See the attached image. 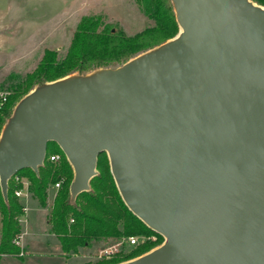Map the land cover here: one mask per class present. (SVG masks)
I'll use <instances>...</instances> for the list:
<instances>
[{"label": "water", "instance_id": "obj_1", "mask_svg": "<svg viewBox=\"0 0 264 264\" xmlns=\"http://www.w3.org/2000/svg\"><path fill=\"white\" fill-rule=\"evenodd\" d=\"M172 2L173 37L18 101L0 135L3 195L56 141L75 200L107 152L126 204L164 236L116 264H264V5Z\"/></svg>", "mask_w": 264, "mask_h": 264}, {"label": "trees", "instance_id": "obj_2", "mask_svg": "<svg viewBox=\"0 0 264 264\" xmlns=\"http://www.w3.org/2000/svg\"><path fill=\"white\" fill-rule=\"evenodd\" d=\"M149 24L143 29L128 33L118 23L108 20L104 14H85L78 21L68 45L61 55L59 49L45 48L36 68L25 76H11L6 87L12 90L5 109L3 122L12 114L17 102L36 85L70 73H87L97 67H116L131 57L154 47L176 35L180 26L172 0H136ZM264 5V0H255ZM59 153L60 159L50 155ZM98 173L91 179V188L72 200L70 184L74 169L65 152L56 141H50L45 162L36 172L25 167L9 179L8 198L0 185V256L20 255V246L14 242L22 229L24 215L23 197L16 189L24 186L16 181L20 176L29 181L33 198L48 206L49 189L61 181L53 203L47 212L49 230L60 239L62 249L76 253L82 247L104 245L112 238L134 234H157L158 241H151L123 256L86 260L83 264H116L139 256L164 240V236L149 227L124 201L111 172L107 152L98 158ZM71 218H74L71 221Z\"/></svg>", "mask_w": 264, "mask_h": 264}, {"label": "rangeland", "instance_id": "obj_3", "mask_svg": "<svg viewBox=\"0 0 264 264\" xmlns=\"http://www.w3.org/2000/svg\"><path fill=\"white\" fill-rule=\"evenodd\" d=\"M85 14H104L108 20L118 23L128 33H135L149 24L148 18L143 14L136 0H0V87L6 88L12 82L11 76L13 78L15 75L25 76L27 72L33 71L45 48L59 49L61 55H64L78 21ZM9 90L12 93V90ZM56 193L57 190L52 184L49 189L48 206L45 208L37 199L31 197L32 195L23 199V202L25 205L31 206L32 204L43 208L40 210V218L44 222ZM22 217L21 234L24 235L25 223H23L24 216ZM134 235L142 239L143 235L153 234ZM155 235L156 239L151 238L135 245H125L122 253L112 257L127 255L152 240L158 241L159 238L157 234ZM33 238L36 239L31 240V245L27 246V250L36 249L41 252L56 250L53 246H48L49 244L43 241V237ZM118 239L120 238H112L105 244ZM21 240L22 244H16L20 246V252L23 251V253L19 252L20 255H23L25 252L23 236ZM82 249L86 253L84 257L77 256L75 253H71L74 254L71 258H66L61 254L38 253L26 255L24 260L18 257H8L3 260V263L81 264L84 259L97 260L100 258L97 255V245L80 248L78 252Z\"/></svg>", "mask_w": 264, "mask_h": 264}, {"label": "crops", "instance_id": "obj_4", "mask_svg": "<svg viewBox=\"0 0 264 264\" xmlns=\"http://www.w3.org/2000/svg\"><path fill=\"white\" fill-rule=\"evenodd\" d=\"M30 196H31V193L29 191L28 198ZM27 206H28V208L25 212L24 220H23V223H25L24 224V230L25 231H24V235H23V246H24L25 252L23 255H11V254L1 255L0 256V264H4L3 260L5 258H8V257H12V258L18 257V258H21L24 260V257L26 255H29V254L34 255V254H38V253H46L49 255L61 254L62 256H65L66 258L74 257V254L73 255L67 254L62 249L60 239L58 238V236H56V234H54L53 232H51L49 230V224L47 222V218L45 219L44 222L40 218V210L43 208H41L37 205H32V204H31V206H29V205H27ZM0 227H1V219H0ZM35 236L43 237L44 238L43 241H46V243L49 244L48 246H53L56 250L48 251V252H43V251L41 252V251H38L36 249L35 250H27V248L31 245V243H30L31 240L36 239V238H33ZM100 246L101 245L98 246V249ZM82 248H88V247H82ZM83 251H85V250L82 249L81 252H76L75 254L77 256L84 257L86 255V253H84ZM85 261L86 260L84 259L81 264H83Z\"/></svg>", "mask_w": 264, "mask_h": 264}, {"label": "built area", "instance_id": "obj_5", "mask_svg": "<svg viewBox=\"0 0 264 264\" xmlns=\"http://www.w3.org/2000/svg\"><path fill=\"white\" fill-rule=\"evenodd\" d=\"M10 94H11V91L8 88L0 87V135L2 133L3 127H4L5 122H6V121L3 122V116L5 113V109L8 105V102H9ZM50 158H51V160L57 161L60 159V154L59 153H53L52 155H50ZM15 180L24 182L23 187H19L16 189V194L20 197H23V199H26L28 197V194H29V181L21 178L20 176H15ZM60 186H61V181H57L53 184V187L56 190H58ZM27 208H28V206L24 204L25 212H26ZM24 215H25V213H24ZM22 219H23V217H21V220ZM73 220H74V218H71V221H73ZM22 236L23 235L20 233L17 237L14 238V242L19 244V245L22 244V240H21ZM151 238L156 239V235L155 234H153L151 236L150 235H143L142 239L136 235L123 236L122 238H120L118 240H114L112 242H109L107 244L100 246L98 249L97 255L100 258L112 257L116 254L122 253L125 245H135V244L140 243L141 241H145L148 239L150 240ZM20 253H23V251H21Z\"/></svg>", "mask_w": 264, "mask_h": 264}]
</instances>
